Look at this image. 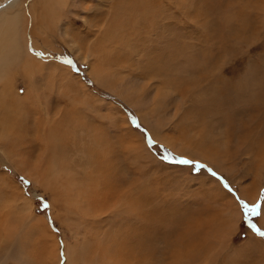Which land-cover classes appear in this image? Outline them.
Segmentation results:
<instances>
[{"label": "rangeland", "instance_id": "rangeland-1", "mask_svg": "<svg viewBox=\"0 0 264 264\" xmlns=\"http://www.w3.org/2000/svg\"><path fill=\"white\" fill-rule=\"evenodd\" d=\"M7 1L0 264H264L239 203L264 200V0Z\"/></svg>", "mask_w": 264, "mask_h": 264}, {"label": "bare ground", "instance_id": "bare-ground-1", "mask_svg": "<svg viewBox=\"0 0 264 264\" xmlns=\"http://www.w3.org/2000/svg\"><path fill=\"white\" fill-rule=\"evenodd\" d=\"M12 1H14V0H8L6 3L8 4V6H9V4H11V2ZM136 1H137V5H138V7H136L137 9V12L138 11H145L146 12V10L148 9V5H145V6H143L144 4V1L145 0H120V2H118L117 4H115V5H113V10H115L116 9V11L118 10V8H119V6H122V7H124L123 5H125V7H131V8H133L132 7V5H134L135 3H136ZM166 1V0H165ZM172 1V0H171ZM146 3V2H145ZM141 4H143V5H141ZM154 4H155V2H154ZM11 5H13V4H11ZM129 5V6H128ZM136 5V6H137ZM150 5V4H149ZM7 6V5H6ZM5 6V7H6ZM135 6V5H134ZM154 6V5H153ZM4 7V6H3ZM5 7L4 8H1V9H5ZM124 7V8H125ZM150 9V8H149ZM10 10V9H9ZM112 10V11H113ZM11 11V10H10ZM152 11V10H151ZM148 12H150V11H148ZM152 12H154L153 14H151V16L150 17H145L144 16V18H145V20L146 21H150L152 18H153V16H156V17H159V16H161L160 15V13L157 15V13H156V9H155V11L153 10ZM115 13V12H114ZM113 13V14H114ZM151 13V12H150ZM117 14V13H116ZM116 14H115V16H116ZM3 15V14H2ZM118 15V14H117ZM120 16V15H119ZM119 16H117V17H119ZM147 16H148V14H147ZM139 18V17H138ZM137 18V19H138ZM136 19V17H134L133 16V20H137ZM15 20H17V15L15 14L14 15V17L13 18H9V16L8 15H6V21L7 22H13V21H15ZM117 20H118V18H117ZM117 20H115V18H113L112 20H111V24H112V26H111V29H112V27L114 26V27H116V25H119V24H121V21H120V23L117 21ZM119 23V24H118ZM14 26H15V28H17V30H18V37H17V39H16V44H15V46H16V49L18 50V52L17 53H15V55L17 56L18 54L20 55V54H22L21 52L22 51H24V53H25V55L27 56V57H32L31 56V54L28 52V49H27V45H26V42H25V35L23 34V30L19 27V25H18V23H15L14 24ZM122 26V25H121ZM123 26H124V24H123ZM113 27V28H114ZM150 27V26H149ZM25 28V27H24ZM129 28V27H128ZM131 28V30H136V28L135 27H130ZM123 29V28H122ZM123 30H125V29H123ZM130 30V29H129ZM129 32V31H128ZM138 33H140V32H142L141 30H139L138 29V31H137ZM39 34V33H38ZM142 34V33H141ZM145 34V33H144ZM149 34V33H148ZM123 35H125V34H123ZM129 35L130 34H128L127 33V36L129 37ZM147 35V34H146ZM119 36H121V35H119ZM35 37V36H34ZM128 37H127V39L125 38V37H122L125 41V43L128 41ZM115 39V38H114ZM113 39V42H115V44L117 45L118 44V42H116L115 40ZM119 41L121 40V39H119V38H117ZM131 42V41H130ZM106 43H103V41L101 40V45L100 46H102V45H105ZM113 45V44H112ZM127 45V44H126ZM123 46V45H122ZM105 47V46H104ZM109 53V52H108ZM94 69H96V68H94ZM98 69V68H97ZM163 70V69H162ZM155 73V72H154ZM158 73H159V71H158ZM99 74V73H98ZM100 76V75H99ZM25 77H27V82H26V84H28L30 81H29V78H28V76L26 75ZM28 91V90H27ZM16 103V102H15ZM6 109V108H5ZM10 112V111H9ZM10 117V116H9ZM8 122V121H7ZM9 124V123H8ZM8 126V125H7ZM16 126V125H15ZM10 128V127H9ZM24 130V129H23ZM29 130V129H28ZM27 131V130H26ZM14 133V132H13ZM17 133H18V131H17ZM17 137V136H16ZM46 152H47V150H46ZM99 154V153H98ZM111 160V159H110ZM110 160H108L107 159V163H109V164H107L110 168H113L114 167V165H115V163H116V160L115 161H110ZM52 161V160H51ZM33 174V173H32ZM125 176V175H124ZM124 180V179H123ZM92 185V184H91ZM145 188V187H144ZM142 190V189H141ZM137 191V190H136ZM137 192H139V191H137ZM105 193V192H104ZM107 194H109V193H107ZM139 194V193H138ZM139 195H141V194H139ZM138 197V196H137ZM111 198V197H110ZM111 200V199H110ZM128 200V199H127ZM138 200V199H137ZM136 200V201H137ZM105 202V201H104ZM122 202V201H121ZM135 202V201H134ZM139 202H140V200H139ZM141 202H143V201H141ZM145 202V201H144ZM103 203V202H102ZM101 204V203H100ZM128 204V203H127ZM135 204H138L137 202L135 203ZM142 204H144V203H142ZM141 204V205H142ZM151 204V203H150ZM102 205H104V204H102ZM123 205V204H122ZM132 206V205H131ZM130 206V207H131ZM144 207H145V204H144ZM101 208V207H100ZM124 208V207H123ZM139 208V207H138ZM92 209V208H91ZM93 210H95V208L93 209ZM109 210V209H108ZM107 210V211H108ZM123 210V209H122ZM155 210V209H154ZM157 210V209H156ZM92 211V210H91ZM104 211H106V210H104ZM93 212H95V211H93ZM152 212V211H151ZM96 213H97V211H96ZM129 213V212H128ZM89 215H91V214H89ZM85 217V216H84ZM84 221H85V219H84ZM155 221V220H154ZM159 222V221H158ZM147 226V225H146ZM134 229H136L137 230V228H134ZM142 229V228H141ZM132 231H133V228H132ZM131 231V232H132ZM137 231H142V230H137ZM144 231V230H143ZM130 232V231H129ZM134 233V232H133ZM137 233V232H136ZM147 234V233H146ZM145 234V235H146ZM148 234H151V233H148ZM153 234V233H152ZM151 234V235H152ZM147 237V236H146ZM151 236H149L148 235V239L150 238ZM148 239H146L145 238V240H147L148 241ZM100 242V241H99ZM115 242V241H114ZM156 242V241H155ZM154 242V243H155ZM197 243V242H196ZM114 244H116V243H114ZM99 245V244H98ZM141 245V244H140ZM154 245V244H153ZM188 245V244H187ZM119 246V245H118ZM145 246L146 245H144L143 247H141L138 251H137V253L134 255V256H132L131 258H129L128 260H131V259H133L135 256H137L138 254H140L142 251H143V249L145 248ZM99 248V247H98ZM102 248V247H101ZM116 248V247H115ZM158 248V247H157ZM160 248V247H159ZM156 249V248H155ZM92 250V249H91ZM151 250V249H150ZM124 251V250H123ZM126 251V250H125ZM133 251V250H132ZM179 251V250H178ZM136 252V251H135ZM155 252V251H154ZM161 252H162V250H161ZM180 252V251H179ZM178 252V253H179ZM183 252V251H182ZM181 252V253H182ZM79 253L80 252H78V254H77V256L75 257V258H77V257H79L78 255H79ZM99 253V252H98ZM105 253V252H104ZM117 253V252H116ZM163 253H164V251H163ZM172 253V252H171ZM177 253V252H176ZM155 254H153V256H154ZM180 255V254H179ZM131 256V255H130ZM150 256V255H149ZM73 257V258H74ZM97 257V256H96ZM152 257V256H151ZM156 257V256H155ZM155 257H153V258H144V260H143V264H171V263H173V261H175V256L173 255V257H172V260H171V263L168 261V260H163V258L164 257H162V258H160L159 260H157V261H155L154 260V258ZM193 257V256H192ZM80 258V257H79ZM117 259H119V256H118V258H116V259H112V258H110V260H108V264H121L120 263V261L119 260H117ZM126 263V262H125ZM125 263H123V264H125ZM175 264V263H174Z\"/></svg>", "mask_w": 264, "mask_h": 264}, {"label": "snow or ice", "instance_id": "snow-or-ice-1", "mask_svg": "<svg viewBox=\"0 0 264 264\" xmlns=\"http://www.w3.org/2000/svg\"><path fill=\"white\" fill-rule=\"evenodd\" d=\"M94 2L98 3L99 0H94ZM37 55H42V53H38ZM243 59L245 62H247L248 60V56L244 55ZM67 63H72V61L68 60L66 61ZM169 103H171L172 101L169 100ZM133 123L136 125V127H140V125L138 123H136V119L133 117ZM147 143L149 148L153 147L155 145V141L152 140L150 137H146ZM161 160L165 161V162H175V163H180V164H188V165H192V171L196 172L199 169H203L206 166L202 165V164H198L192 160H188V159H180L178 161H174L171 154L167 153V151L165 150V154L161 156ZM209 172H211V175L213 177L217 176V173L212 171L211 169H208ZM21 182L24 184H28V181H24L23 178L21 177ZM223 184V187H225L229 193H231L233 191V189H231V187L223 181V178L220 177L219 178ZM38 200L41 201V206L43 208H48L49 205L46 201H44V199L42 197H37ZM241 209L243 210V215H244V223L247 225V228L249 230H251L253 233H255L256 236L264 238V231H262L259 227H257V225L255 223H253L252 221V217H259L261 215V209H262V204H264V200L257 202L255 204H251L249 205L248 203L244 202V201H239Z\"/></svg>", "mask_w": 264, "mask_h": 264}]
</instances>
